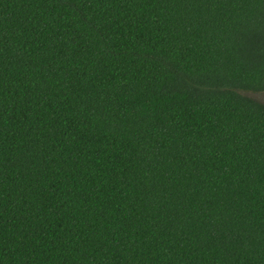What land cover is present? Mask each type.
I'll list each match as a JSON object with an SVG mask.
<instances>
[{
  "label": "trees",
  "instance_id": "trees-1",
  "mask_svg": "<svg viewBox=\"0 0 264 264\" xmlns=\"http://www.w3.org/2000/svg\"><path fill=\"white\" fill-rule=\"evenodd\" d=\"M264 0H0V264H264Z\"/></svg>",
  "mask_w": 264,
  "mask_h": 264
},
{
  "label": "rangeland",
  "instance_id": "rangeland-1",
  "mask_svg": "<svg viewBox=\"0 0 264 264\" xmlns=\"http://www.w3.org/2000/svg\"><path fill=\"white\" fill-rule=\"evenodd\" d=\"M247 95L252 97L253 99H256L257 101L264 103V92H259V93L249 92L247 93Z\"/></svg>",
  "mask_w": 264,
  "mask_h": 264
}]
</instances>
